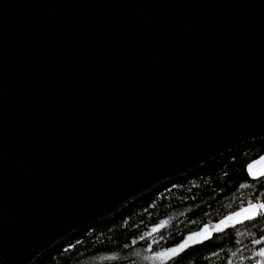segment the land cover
<instances>
[{
  "label": "water",
  "instance_id": "95a60500",
  "mask_svg": "<svg viewBox=\"0 0 264 264\" xmlns=\"http://www.w3.org/2000/svg\"><path fill=\"white\" fill-rule=\"evenodd\" d=\"M259 140L264 0H0V264Z\"/></svg>",
  "mask_w": 264,
  "mask_h": 264
},
{
  "label": "trees",
  "instance_id": "16d2710c",
  "mask_svg": "<svg viewBox=\"0 0 264 264\" xmlns=\"http://www.w3.org/2000/svg\"><path fill=\"white\" fill-rule=\"evenodd\" d=\"M263 154L264 140L247 143L74 233L34 264H173L156 253L190 233L210 232L249 200H264V178L253 182L246 170ZM210 234L188 247L174 264H264V257L256 255L264 241L253 243L264 235V219Z\"/></svg>",
  "mask_w": 264,
  "mask_h": 264
},
{
  "label": "snow or ice",
  "instance_id": "6c2138e0",
  "mask_svg": "<svg viewBox=\"0 0 264 264\" xmlns=\"http://www.w3.org/2000/svg\"><path fill=\"white\" fill-rule=\"evenodd\" d=\"M260 160H264V157H261ZM258 163V161H253L252 163L248 164V173L253 179H260L264 177V172H260L256 174L252 171L253 165ZM242 218V219H241ZM260 219H264V200L260 199L259 197L256 199L255 202L249 200L247 202V206H242L239 211L233 213L230 216H226L224 220H221L219 224H217V230H222V226H224L228 221H235L236 223H243L244 221H258ZM202 235L203 239L199 241H193L192 244H189V240L192 237ZM208 230H203L202 233H190L187 238L182 240L179 244L175 245L174 247L167 248L162 252L156 253L157 256L173 261L183 253L188 247L193 246L195 243H202L203 240L209 239ZM264 241V235H261L259 239L254 240V244H260ZM257 256L264 257V247L260 248L256 253Z\"/></svg>",
  "mask_w": 264,
  "mask_h": 264
},
{
  "label": "rangeland",
  "instance_id": "374dc122",
  "mask_svg": "<svg viewBox=\"0 0 264 264\" xmlns=\"http://www.w3.org/2000/svg\"><path fill=\"white\" fill-rule=\"evenodd\" d=\"M242 219V218H241ZM237 224H239V223H236L234 220L233 221H228L224 226H222V230H217V226H215L210 232L208 231V233H209V235H210V233L213 231H215V232H221V231H223L224 229H226V228H229V227H232V226H235V225H237ZM160 229V227H158V228H155L154 229V231H157V230H159ZM203 239V237H202V235H197V236H194V237H192V239L191 240H189V244H192V242L193 241H199V240H202Z\"/></svg>",
  "mask_w": 264,
  "mask_h": 264
},
{
  "label": "flooded vegetation",
  "instance_id": "af4514ba",
  "mask_svg": "<svg viewBox=\"0 0 264 264\" xmlns=\"http://www.w3.org/2000/svg\"><path fill=\"white\" fill-rule=\"evenodd\" d=\"M210 236H212V234H210ZM260 264V263H259Z\"/></svg>",
  "mask_w": 264,
  "mask_h": 264
}]
</instances>
